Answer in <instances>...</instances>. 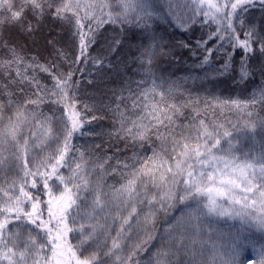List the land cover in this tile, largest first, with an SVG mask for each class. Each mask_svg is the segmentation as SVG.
Masks as SVG:
<instances>
[{
    "label": "snow or ice",
    "instance_id": "snow-or-ice-1",
    "mask_svg": "<svg viewBox=\"0 0 264 264\" xmlns=\"http://www.w3.org/2000/svg\"><path fill=\"white\" fill-rule=\"evenodd\" d=\"M254 9L259 23L249 19ZM28 11L37 26L49 13L67 26L78 50L73 63L88 59L105 25L130 26L155 42L153 25L169 19L184 32L199 28L194 43L181 44L193 56L205 53L197 67L220 53L227 59L216 71H235L232 58L241 50V82L256 72L264 78V0H0V27L11 22L35 31L30 22L24 28ZM48 43L55 48L57 42ZM155 54L153 43L138 59L151 64ZM54 55L67 59L59 48ZM10 57L0 59V264H142L136 257L156 238L157 213L168 217L172 209L180 215L167 219L161 237L167 247L158 250L155 264H264V243L257 247L243 234L246 225L264 236V87L246 100L204 101V112L199 100L169 102L172 89L157 91L155 79L151 93L160 99L151 104L148 91L129 89L131 109L125 97L116 98L109 136L132 155L121 157L118 149L106 156L101 145L75 143L95 134L85 125L97 117L77 109L72 70L54 74V63L28 61L15 48ZM37 69L54 84L43 83ZM209 108L246 117L243 124L228 121L243 135L206 123ZM182 116L186 122L178 123ZM212 216L238 219L241 228L220 231L205 223ZM137 229L147 235L125 256V242Z\"/></svg>",
    "mask_w": 264,
    "mask_h": 264
},
{
    "label": "trees",
    "instance_id": "trees-1",
    "mask_svg": "<svg viewBox=\"0 0 264 264\" xmlns=\"http://www.w3.org/2000/svg\"><path fill=\"white\" fill-rule=\"evenodd\" d=\"M19 5V0H16ZM252 19L260 22L259 10H251ZM35 26V31L27 32L22 30L19 24L15 26L11 22L5 23L0 27V59H9L10 52L13 48L19 51L26 60L31 61L35 58L39 63L50 65L54 63L57 67L53 68L54 74H67L72 70V80L76 87V99L79 101L77 109L82 111L86 118L95 115L96 120H92L85 125L86 128L94 130L93 135L77 136L75 143L78 146L94 147L101 145L106 156H111L118 149L121 157L131 156L132 152L124 150L123 141L117 143L115 135L109 136V133H114L113 113L110 109L116 106V98L118 96L125 97V103L131 109L132 93L144 90L149 92L147 103L151 104L154 100H159L158 95L151 93L153 80L157 85V91L163 90L167 92L172 89L171 97H168L169 102L183 104L191 99L192 101H200V110L204 112V101L212 102L214 98L221 100L248 99L254 91H258L259 87H264V78L258 72L251 75L247 80L241 82L239 78L238 66L242 56L241 50H236L233 56L234 67L220 74L216 69L221 68L227 57L223 54L216 53L213 55L211 65H205L203 68L197 67L199 60L203 58L205 53L200 52L199 57L193 56L191 49H186L181 46L183 42L194 43L193 37H199L201 32L199 28L195 33L184 32L178 29L169 19L157 20L153 25L155 29V42L144 39L143 34L135 28L124 25H105L101 28L97 40L88 49V59L81 60L80 63H73L78 54L76 47L70 43L71 32L67 30V26L59 20L54 19L51 14L43 17L38 26L37 20L28 11L24 28H27L28 23ZM215 25H213V28ZM115 29V31L113 30ZM123 29V30H122ZM120 41L119 44L116 41ZM49 41H56L55 48L50 45ZM155 44V56L151 64L147 63V58H144V63L141 62V52L145 47ZM4 45H7L5 47ZM59 48L67 54V59L54 55L55 49ZM99 60L101 63H96ZM258 63V62H257ZM37 73L43 83L47 85L54 84L52 76L46 72ZM13 75L15 73L13 72ZM139 85V88H138ZM3 87V84H0ZM132 90V93L129 92ZM95 106L92 111L84 109V105ZM52 108H59V112H63L62 105H51ZM123 108V105H121ZM48 112V108L44 109ZM185 116L191 111V107L183 109ZM214 113V114H213ZM50 114V113H49ZM59 114V113H58ZM139 114V113H137ZM264 115V113H261ZM134 118V117H133ZM206 123L215 121L223 123L230 131H233L231 124H243L246 117L241 116L235 111L223 112L217 108L215 110L209 108L207 115L202 116ZM186 122L184 116L179 122ZM118 126V125H117ZM243 133L233 131L234 137H240ZM260 135L257 136V140ZM111 145V147H109ZM244 147H248V141H244ZM99 151V150H97ZM150 154V153H148ZM7 156V153L5 154ZM115 163V161H111ZM13 177L8 176L11 180ZM112 178L109 177V183ZM192 208L196 207L195 202H188ZM226 204V202H225ZM178 207H184L178 205ZM146 211V209H145ZM180 215L175 209H172L169 216L166 217L163 211L157 213L155 220L156 238L148 244L145 251L140 252L139 259L142 264H147L152 261L155 264L156 253L162 247H167V237L163 236V230L166 227V221L170 217ZM205 223L213 228L224 232H233L241 228V222L238 219H227L225 217H206ZM143 220V216H141ZM151 231V228H149ZM246 237L255 239L257 247L264 243V236L255 229H248L244 226ZM115 235V232H113ZM132 239L125 242L124 255L126 256L136 244L143 240L147 233L143 229H137L130 233ZM76 243V241H72ZM246 255H251L249 250ZM181 260L185 259L180 257ZM247 264H253L252 260H248Z\"/></svg>",
    "mask_w": 264,
    "mask_h": 264
}]
</instances>
